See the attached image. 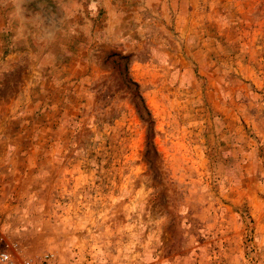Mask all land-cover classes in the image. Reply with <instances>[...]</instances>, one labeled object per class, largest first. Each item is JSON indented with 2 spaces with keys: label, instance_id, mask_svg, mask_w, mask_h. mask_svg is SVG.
Masks as SVG:
<instances>
[{
  "label": "rangeland",
  "instance_id": "obj_1",
  "mask_svg": "<svg viewBox=\"0 0 264 264\" xmlns=\"http://www.w3.org/2000/svg\"><path fill=\"white\" fill-rule=\"evenodd\" d=\"M0 249L264 264V0H0Z\"/></svg>",
  "mask_w": 264,
  "mask_h": 264
},
{
  "label": "built area",
  "instance_id": "obj_2",
  "mask_svg": "<svg viewBox=\"0 0 264 264\" xmlns=\"http://www.w3.org/2000/svg\"><path fill=\"white\" fill-rule=\"evenodd\" d=\"M24 262V263H22ZM14 261L12 256L5 250L0 249V264H30L26 258L23 261Z\"/></svg>",
  "mask_w": 264,
  "mask_h": 264
}]
</instances>
